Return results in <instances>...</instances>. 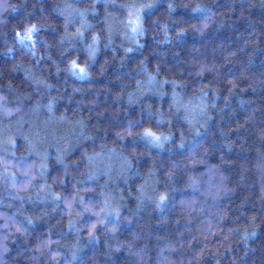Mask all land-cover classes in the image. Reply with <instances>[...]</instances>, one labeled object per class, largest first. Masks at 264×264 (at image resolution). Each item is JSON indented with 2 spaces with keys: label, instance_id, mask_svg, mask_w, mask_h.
Returning <instances> with one entry per match:
<instances>
[{
  "label": "trees",
  "instance_id": "obj_1",
  "mask_svg": "<svg viewBox=\"0 0 264 264\" xmlns=\"http://www.w3.org/2000/svg\"><path fill=\"white\" fill-rule=\"evenodd\" d=\"M0 264H264V0H0Z\"/></svg>",
  "mask_w": 264,
  "mask_h": 264
},
{
  "label": "snow or ice",
  "instance_id": "obj_2",
  "mask_svg": "<svg viewBox=\"0 0 264 264\" xmlns=\"http://www.w3.org/2000/svg\"><path fill=\"white\" fill-rule=\"evenodd\" d=\"M148 7H151V5H149ZM197 9H194L193 11H196ZM129 16H130V21H129V23H130V25H132L133 26V28H132V30L133 31H136L137 30V27L140 25V20H141V17H140V15L139 14H137L136 16H135V18L134 19H131V17H132V13H129ZM34 30V26H33V28L32 29H29V36H28V38L29 39H31V35H30V33H31V31H33ZM76 35H80V36H82L83 34H82V32H77L76 33ZM17 36H19V33H17ZM20 39L21 40H23V37H20ZM97 39V37H93V40L95 41ZM76 69H78V74H86V68L85 67H83V66H81V65H79L77 62H76V60H73V61H71L70 62V68H69V71H73V70H76ZM117 135H119V133L117 134ZM143 136L144 137H146V138H150L149 139V142L150 143H152V144H155V145H157V146H160V141H161V137L160 136H157L155 133H153L151 130H145L144 131V133H143ZM164 139H168V137H164ZM25 175H27V173H25ZM59 197H57V199H58ZM166 199V197L165 196H163V195H161L160 196V202L161 203H163V201ZM81 202H83V198H81ZM94 215H98V214H96V213H93ZM93 227V229L95 228V225H93L92 226ZM90 235H91V233H90Z\"/></svg>",
  "mask_w": 264,
  "mask_h": 264
}]
</instances>
